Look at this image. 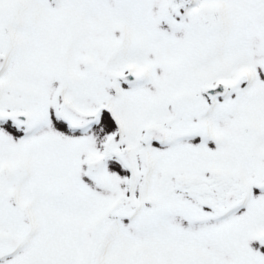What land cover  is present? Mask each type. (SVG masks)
Listing matches in <instances>:
<instances>
[{
	"label": "snow or ice",
	"instance_id": "1",
	"mask_svg": "<svg viewBox=\"0 0 264 264\" xmlns=\"http://www.w3.org/2000/svg\"><path fill=\"white\" fill-rule=\"evenodd\" d=\"M0 264H264V0H0Z\"/></svg>",
	"mask_w": 264,
	"mask_h": 264
}]
</instances>
